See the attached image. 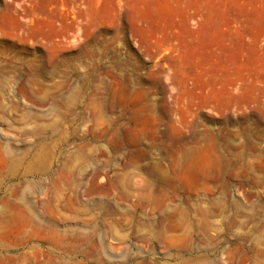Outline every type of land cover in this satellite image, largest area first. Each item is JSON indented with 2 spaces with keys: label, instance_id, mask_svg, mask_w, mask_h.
Masks as SVG:
<instances>
[{
  "label": "rangeland",
  "instance_id": "rangeland-1",
  "mask_svg": "<svg viewBox=\"0 0 264 264\" xmlns=\"http://www.w3.org/2000/svg\"><path fill=\"white\" fill-rule=\"evenodd\" d=\"M259 213L264 0H0V264H252Z\"/></svg>",
  "mask_w": 264,
  "mask_h": 264
},
{
  "label": "built area",
  "instance_id": "built-area-1",
  "mask_svg": "<svg viewBox=\"0 0 264 264\" xmlns=\"http://www.w3.org/2000/svg\"><path fill=\"white\" fill-rule=\"evenodd\" d=\"M254 227H255V232L253 235V243L257 245L260 242H264V213L260 214L257 218L254 220ZM193 234L195 237V231L193 230ZM214 233L210 230L208 232V235L205 236V239H208V236H212Z\"/></svg>",
  "mask_w": 264,
  "mask_h": 264
},
{
  "label": "crops",
  "instance_id": "crops-1",
  "mask_svg": "<svg viewBox=\"0 0 264 264\" xmlns=\"http://www.w3.org/2000/svg\"><path fill=\"white\" fill-rule=\"evenodd\" d=\"M49 159L51 161V158ZM256 247L258 252L252 255V264H264V242L258 243Z\"/></svg>",
  "mask_w": 264,
  "mask_h": 264
},
{
  "label": "bare ground",
  "instance_id": "bare-ground-1",
  "mask_svg": "<svg viewBox=\"0 0 264 264\" xmlns=\"http://www.w3.org/2000/svg\"><path fill=\"white\" fill-rule=\"evenodd\" d=\"M24 233H25V232H24ZM24 233H22V232H18V236L20 235V240H21L22 242L26 243V242L28 241V237H27V235L24 234ZM21 241H20V242H21Z\"/></svg>",
  "mask_w": 264,
  "mask_h": 264
}]
</instances>
